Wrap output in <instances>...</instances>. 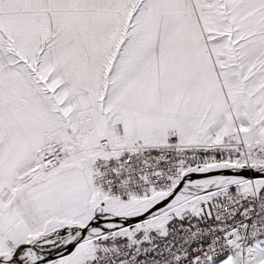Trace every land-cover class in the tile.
<instances>
[{"label": "snow or ice", "instance_id": "1", "mask_svg": "<svg viewBox=\"0 0 264 264\" xmlns=\"http://www.w3.org/2000/svg\"><path fill=\"white\" fill-rule=\"evenodd\" d=\"M0 264H264V0H0Z\"/></svg>", "mask_w": 264, "mask_h": 264}]
</instances>
